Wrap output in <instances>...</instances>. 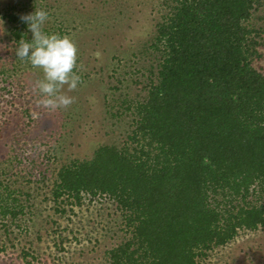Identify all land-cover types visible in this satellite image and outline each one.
Returning <instances> with one entry per match:
<instances>
[{
  "label": "trees",
  "instance_id": "obj_1",
  "mask_svg": "<svg viewBox=\"0 0 264 264\" xmlns=\"http://www.w3.org/2000/svg\"><path fill=\"white\" fill-rule=\"evenodd\" d=\"M175 1L153 44L159 82L136 107V146L64 166L54 191L118 203L131 238L109 252L112 264H198L242 230L264 229L262 31L250 25L262 0ZM9 20L20 40L26 23Z\"/></svg>",
  "mask_w": 264,
  "mask_h": 264
},
{
  "label": "rangeland",
  "instance_id": "obj_2",
  "mask_svg": "<svg viewBox=\"0 0 264 264\" xmlns=\"http://www.w3.org/2000/svg\"><path fill=\"white\" fill-rule=\"evenodd\" d=\"M175 0H0V264H112L109 252L131 238L118 203L82 195L55 199L64 166L91 161L103 146H136L130 140L153 84L161 53L153 48L159 24ZM43 8L44 30L70 36L78 48L81 83L62 92L73 103L55 110L38 101L43 73L16 56L11 15ZM250 25L262 31L264 0ZM32 34L27 26L23 31ZM254 197L249 200H253ZM264 203V200L262 201ZM22 208L17 218L5 208ZM198 264H264V229L242 230Z\"/></svg>",
  "mask_w": 264,
  "mask_h": 264
},
{
  "label": "clouds",
  "instance_id": "obj_3",
  "mask_svg": "<svg viewBox=\"0 0 264 264\" xmlns=\"http://www.w3.org/2000/svg\"><path fill=\"white\" fill-rule=\"evenodd\" d=\"M20 19L26 23L32 38L23 35L16 42L15 53L19 59L26 60L43 73L35 84L41 94L38 102L52 110L72 104L73 97L66 95L62 89L67 85L71 91L81 83L75 41L68 35L44 30L49 12L43 8H35L34 12L21 15Z\"/></svg>",
  "mask_w": 264,
  "mask_h": 264
}]
</instances>
